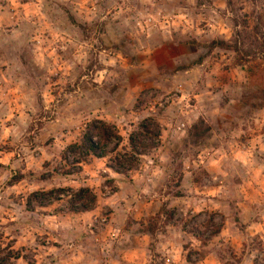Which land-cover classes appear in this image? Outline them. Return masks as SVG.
<instances>
[{
    "label": "rangeland",
    "instance_id": "374dc122",
    "mask_svg": "<svg viewBox=\"0 0 264 264\" xmlns=\"http://www.w3.org/2000/svg\"><path fill=\"white\" fill-rule=\"evenodd\" d=\"M38 1L69 36L0 33V264H264V0ZM95 121L119 147L63 162Z\"/></svg>",
    "mask_w": 264,
    "mask_h": 264
},
{
    "label": "trees",
    "instance_id": "16d2710c",
    "mask_svg": "<svg viewBox=\"0 0 264 264\" xmlns=\"http://www.w3.org/2000/svg\"><path fill=\"white\" fill-rule=\"evenodd\" d=\"M217 44L218 48H231L227 46L224 42L214 43ZM233 52L238 54L239 49L235 46L233 47ZM149 120L144 121L140 126L138 132L135 133V136H139L141 141L137 144L134 138H130V151L134 154L136 153V148H139V153H136L137 156H142L145 154L148 148H153V143L158 141V133L152 131L148 123ZM121 143V138L116 132L115 128L103 121H95L89 124L85 133L82 137V140L79 144L70 145L62 153L61 159L63 162H68L69 156H73V165H80L87 158H95L98 160L109 159V147L118 148ZM139 146V147H138ZM77 156V157H76ZM114 163L120 168V160L114 159ZM70 175L69 172L64 174ZM66 190L54 189L48 191L46 194L49 197H52V200H59L58 197ZM73 197L75 199V205H71V212L75 213H88L91 212L96 205V196L90 189H79L73 192ZM31 198H35L33 195ZM149 234L152 235V232L149 231Z\"/></svg>",
    "mask_w": 264,
    "mask_h": 264
},
{
    "label": "crops",
    "instance_id": "0c3cea01",
    "mask_svg": "<svg viewBox=\"0 0 264 264\" xmlns=\"http://www.w3.org/2000/svg\"><path fill=\"white\" fill-rule=\"evenodd\" d=\"M84 3L85 1L81 0V2L77 4L78 8H76V11L78 12L77 13L78 16L84 14L85 11H91L92 13H94V7H92L91 10H88V8H84ZM41 11H42V5L38 0H28V1L0 0V33L2 32L1 33V38H3L2 40L5 42H9L11 39H9L8 41V38H15V39L17 38L16 40L20 42L22 41V37L24 36L23 34L25 32V27L26 28L30 27L32 28L31 31L35 32L34 38H32V40H36L37 43L39 44L46 43L49 48L43 49V52L46 51L48 52V56H51L52 48L50 45L56 43L61 45L62 43V41L61 43H59L58 36H56V34L57 33L65 34L67 32L65 33L60 32L63 29L56 27L53 24H50V22L45 27H36V25L40 23V19L43 17ZM108 28L110 29V31L112 30V27H108ZM122 30L124 34L125 29ZM138 33L139 32L137 31L136 27L130 28L126 37L129 39H134V41H138L139 40L137 39V35H139ZM65 35H68V33ZM109 37H110L109 35H105V34L98 36V38H100L103 42L110 44V41L113 42L115 39ZM29 46L30 45H28V47ZM207 76H208L207 83L211 84L212 82L210 81V75ZM218 76L219 75L215 77V81H214L215 87L219 85L217 81V79L219 78ZM215 113L222 115V109H217Z\"/></svg>",
    "mask_w": 264,
    "mask_h": 264
}]
</instances>
